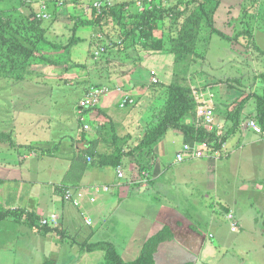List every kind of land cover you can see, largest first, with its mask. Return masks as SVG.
Here are the masks:
<instances>
[{"label": "crops", "instance_id": "1", "mask_svg": "<svg viewBox=\"0 0 264 264\" xmlns=\"http://www.w3.org/2000/svg\"><path fill=\"white\" fill-rule=\"evenodd\" d=\"M104 1L111 6L129 2ZM69 62L64 73L56 70L37 79L6 81V89L0 86V110L5 113L0 116V211L25 210L40 220L59 217L47 234L24 221L0 222V264H103V251L85 249L101 242L112 243L127 262L165 228L173 240L160 244L155 264H201L206 252L220 248L226 253L223 264H231L226 255L234 246L244 263L249 243L256 242H262L259 255H263L264 130L253 127L252 123L258 124L253 110L244 111L240 129L220 151L170 130L155 147L156 161L149 171L140 173L129 158L116 168L98 165L92 154L108 150L101 125L107 117L118 136L129 137L125 149L144 135L149 125L142 118L132 119L130 112L120 118L113 107L120 106L125 94L135 99V93L145 92L140 94L128 75L122 91L105 89L98 105H83L84 85L76 83L96 81L98 76L81 73L84 65L92 69L90 61L70 58ZM195 96L213 111L217 122L233 99L217 87ZM203 96L206 100L200 101ZM212 126L227 127L226 122ZM184 153L189 159L179 161ZM66 191L80 204L67 200ZM193 193L201 194L203 202L187 203V195ZM199 209L206 214L198 215ZM203 227L209 235L203 234ZM215 235L219 247L208 244ZM249 258L250 264H261L259 258Z\"/></svg>", "mask_w": 264, "mask_h": 264}, {"label": "rangeland", "instance_id": "2", "mask_svg": "<svg viewBox=\"0 0 264 264\" xmlns=\"http://www.w3.org/2000/svg\"><path fill=\"white\" fill-rule=\"evenodd\" d=\"M112 1L115 4L128 0ZM198 1L200 0H129L124 8L125 16L129 20L124 26L118 25V20L104 17L100 27L82 26L75 31L74 27L79 21L95 20L105 9L114 7V5L110 6L104 0H5L0 2V19L7 23V29H10L8 26L11 27V30L19 28L22 31L20 32L21 38L30 37L32 41L38 39V33L33 31L35 34L33 32L28 34L23 31V28L19 27L21 25L22 27L28 26L31 23V21L25 22V19L31 13H35L31 20H41L46 37L53 45L66 46L75 34L76 37L81 38L80 42L74 44L68 50L54 49L53 45L46 43H41V46L48 58L58 63H64L66 66L70 65V58L81 63L91 62L90 67L92 69L84 65L80 67L81 73L87 74L89 72V75L94 78L98 76L96 81L76 83L84 85L82 90L86 93L85 98H87L92 86L123 90L126 86V82L123 79L128 75L133 76L131 80L134 81V88L139 89L140 94L143 91L145 94L139 95L135 93L134 105L125 108L120 106L113 107L114 114L120 118L130 112V114H134L133 116L129 115L132 119L142 118V122H145L144 125H151L155 118L160 116L164 102L167 99L168 94L165 85L171 83L175 78L174 74L178 72L181 77L187 79V84L192 86L195 90V95L197 93L199 97L202 96L204 90L211 87L214 83H219L217 88L220 91L233 95V99L230 100L231 103L228 106L230 109L225 110L224 114L219 113V123L214 119L212 124L224 125L227 114L236 109L243 99L252 95V93H263L264 82L261 74L264 73V55L262 53L264 51V21L261 20V16L264 15V7H260V4L264 3V0H259V2L258 0H226V3H223L215 12L216 27L226 31L233 37L246 30L247 36L241 38L238 42L230 43L215 34H211V28L207 25L204 26L198 42L197 50L199 56L195 64L193 63L192 68L187 72L183 70V64H181L180 69L176 68V65L173 64V56L167 52L149 54L148 51H142L139 46L140 32L134 33L131 37L126 38L127 41H125L127 33L132 29L136 21L135 19L132 20L131 16L141 15L150 9L177 8L180 11H185L184 17L175 20L172 14H164L160 15L154 24V39H162L165 42V49H170L171 41L178 35L183 21L195 8ZM98 2H104L105 4L101 8H96L94 5ZM190 3L194 4L187 8ZM117 7L119 8L120 6ZM9 15L20 18L14 21ZM257 18L260 20L256 21ZM9 34L11 37L15 36L13 33ZM8 47L9 45L0 44V74H2L0 75V86L3 84V89L7 88L6 81L26 80L27 76L40 78L39 76L50 75L56 70L64 73L63 67L51 66L37 59L28 63L20 61L16 55L8 52ZM168 56L172 57L168 58ZM15 60H17L16 63ZM21 68L24 70L23 74L26 75V78L16 80L14 72L17 71H14V69ZM84 70H87V72ZM4 73L13 74L10 76ZM17 73L20 74L21 72ZM204 100H206L204 96L200 98V101ZM247 106L245 110L248 109V111L253 110L255 112L254 99L250 100ZM200 108L206 109L203 106H200ZM2 113L5 114L4 110H0V116ZM130 120L129 118L127 119V121ZM110 123L111 121L107 117L101 125H110ZM139 124L142 125L141 123ZM187 155L184 153L182 156L186 157L187 160L189 159ZM187 198V203L189 204H196V200L199 203L203 202L201 194H188ZM244 198L246 199L247 197ZM184 199L186 198L182 199V203ZM196 212L198 215L202 213L204 216L206 214L204 209H199ZM203 234L209 235L208 230L204 227ZM216 234H221V230L217 231ZM218 237L219 235H215L214 239L208 238V244L219 247ZM261 244L262 242L249 243V248L246 251L249 257H257L260 259L261 264H264V253L261 256L259 255L262 250ZM219 251L206 252L201 264H206L212 260L214 262L211 264H223V252L225 253V251L222 248ZM256 251L257 254L255 256ZM226 256L227 260L231 261V264H250L251 258L244 256L246 260L243 263L236 257L235 246L230 249L229 255ZM126 260L131 262L135 259Z\"/></svg>", "mask_w": 264, "mask_h": 264}, {"label": "trees", "instance_id": "3", "mask_svg": "<svg viewBox=\"0 0 264 264\" xmlns=\"http://www.w3.org/2000/svg\"><path fill=\"white\" fill-rule=\"evenodd\" d=\"M5 0H0V2ZM222 0H200L195 8L186 16L183 21L181 28L179 29L178 35L171 41V48L165 49V42L162 39H154L155 22L159 19L160 15L172 14L175 20H178L185 16V11H180L177 8L171 9H150L145 11L143 14H136L130 18L136 21L133 24L132 29L127 33L126 38L131 37L134 33L140 32V43L142 51H148L149 54L153 52L164 53L167 52L174 57V64L176 68L184 65L183 70L189 71L192 68L193 63L195 64L198 54V42L204 26L211 28V34L219 36L221 39L227 42L239 41L241 38L247 36V31L238 33L234 37L229 35L226 31H223L216 27L214 15L216 10L220 7ZM259 2V0H258ZM194 3L187 5V8ZM117 6H120L119 8ZM126 3L115 4L114 7L105 9L101 15L95 20H81L74 27V31L82 26L100 27L104 17L118 20V25L124 26L127 24V17L125 16ZM264 7V3L260 4V7ZM117 7V8H116ZM186 8V10H187ZM249 10V9H247ZM10 16V15H9ZM13 16V17H12ZM10 16L14 21L20 17L14 15ZM35 13H31L26 21H31L28 26L21 27L25 33L37 32L38 39L32 41L30 37L21 38L19 28L11 30L2 19H0V44L9 45L8 52L12 55H16L20 61L31 62L32 60H40L55 67H63L68 70L64 63H58L51 60L44 53L41 43L53 45L48 41L46 32L42 27L41 20H31ZM256 18V17H253ZM260 19H256L259 21ZM261 20L264 21V15L261 16ZM9 23V21H8ZM245 25V24H244ZM16 27V26H15ZM236 27V25H235ZM249 27V26H248ZM247 29V25H246ZM19 31V32H18ZM33 32V33H34ZM251 32V31H250ZM9 33H13L15 36H9ZM35 34V33H34ZM133 38V37H132ZM124 41V42H125ZM80 42L76 34L70 39V42L66 46L53 45L57 49L68 50L74 44ZM12 52V53H11ZM264 55V51L262 52ZM17 60H15V63ZM17 66V65H15ZM76 66V65H75ZM14 71L21 72L16 75V80L25 79L26 75L23 74V69H14ZM5 74V73H4ZM13 73L5 74L12 76ZM2 75V74H0ZM20 75V77H18ZM174 80L165 85L167 88V99L164 102L160 116H157L153 123L147 127L144 135L138 140L137 144L133 147L125 149L127 139L129 137H120L114 130V123L111 121L110 125L105 124L102 132V137L108 138L107 152H93L92 156L97 161L98 165L106 167L116 168L124 162L125 158H129L136 164L137 170L140 173L149 171L153 168L156 155L155 147L166 137L170 130H178L182 132L188 139L212 147L215 150H222L223 145L226 141L235 134L241 127L244 120V111L250 100L254 99L255 112L252 113L254 119L264 130V88L263 93H252V95L243 99L226 117V129L218 130L213 126L206 125L205 121L199 117L198 109L203 103H199L196 96L195 90L191 85L187 84V79L181 77L180 73L174 74ZM261 78L264 82V73L261 74ZM219 83L212 84L211 87H217ZM3 136H0V138ZM15 219L17 221H24L30 227L36 228L41 231L42 234H47L52 231L50 226L42 227L40 225V218L32 212L25 210H4L0 211V222L7 219ZM172 232L165 228L152 238H150L144 245L140 252V255L131 262H126L115 248L112 243L101 242L96 244L86 245L87 251H103L104 262L103 264H155V254L160 244L172 241ZM192 264V263H187Z\"/></svg>", "mask_w": 264, "mask_h": 264}, {"label": "built area", "instance_id": "4", "mask_svg": "<svg viewBox=\"0 0 264 264\" xmlns=\"http://www.w3.org/2000/svg\"><path fill=\"white\" fill-rule=\"evenodd\" d=\"M108 3V5H110L109 2H106V4ZM105 3L104 2H98L96 3L94 6L96 8H101ZM111 6V5H110ZM44 17V16H43ZM42 18V17H41ZM119 91H122V89H118ZM107 91L104 89V88H99V87H94L90 90V92L88 93L87 95V98H86V101L85 103H83V105H88V106H96L98 105L100 102H101V98L102 96L106 93ZM135 104V100L133 99V97L129 94H125L122 101H121V104L120 106L122 108H125L127 106H130V105H134ZM199 117L202 118L205 123L209 126H212L213 124V120H214V117H213V112L211 111V109H199V113H198ZM253 127L255 128V130L259 131V132H262V128L259 124H255V123H252ZM90 127L89 126H85V130H89ZM204 145V144H203ZM207 146V145H206ZM224 146V145H223ZM220 151V150H219ZM186 153H189L192 155V151H190L189 149H186L185 151ZM178 159L179 161H182L184 158L183 156L180 154L178 156ZM91 160V159H89ZM118 173H119V176L120 177H123L124 173L121 169V167L118 168ZM146 174V173H144ZM147 176V175H146ZM65 198L67 200H73V194L70 192V191H66V194H65ZM74 204L75 205H79L80 203L76 200H73ZM59 223V217L57 215H52L50 218H44L40 221V225L42 227H46V226H57ZM237 225H234V227L236 228Z\"/></svg>", "mask_w": 264, "mask_h": 264}]
</instances>
